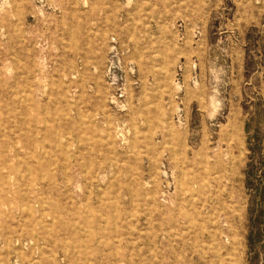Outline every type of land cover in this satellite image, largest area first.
I'll return each instance as SVG.
<instances>
[{
    "label": "rangeland",
    "instance_id": "374dc122",
    "mask_svg": "<svg viewBox=\"0 0 264 264\" xmlns=\"http://www.w3.org/2000/svg\"><path fill=\"white\" fill-rule=\"evenodd\" d=\"M0 264H264V0H0Z\"/></svg>",
    "mask_w": 264,
    "mask_h": 264
}]
</instances>
